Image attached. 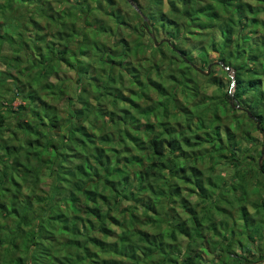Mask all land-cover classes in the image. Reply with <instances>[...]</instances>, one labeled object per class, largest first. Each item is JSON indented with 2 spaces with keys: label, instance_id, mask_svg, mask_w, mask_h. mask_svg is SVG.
<instances>
[{
  "label": "trees",
  "instance_id": "16d2710c",
  "mask_svg": "<svg viewBox=\"0 0 264 264\" xmlns=\"http://www.w3.org/2000/svg\"><path fill=\"white\" fill-rule=\"evenodd\" d=\"M121 1L137 19L132 27L114 0L0 2V73L15 86L8 100L0 95V264H264V199L252 203L253 217L242 204V224L228 222L231 209L223 203H230V189L214 196L218 186L209 172L217 162L207 172L200 163L235 160L239 185L231 191L240 189L244 199L247 177L256 173L264 184V165L253 169V158L240 165L234 132L226 137L231 146H221L217 110L184 108L178 97L197 99L194 77L208 71L180 48L181 32L191 27L202 39L198 54L214 52V69L236 71V105L229 93L222 103L246 116L254 127L245 138L258 131L264 147V88L250 95L245 86L247 77L264 84V0ZM66 6L71 14L61 12ZM95 9L104 16L91 24ZM78 24L86 25L78 31ZM87 29L91 38L82 35ZM128 33L137 38L127 41ZM160 35L167 38L156 46ZM102 36L112 38L109 47ZM148 47L144 66L137 59ZM167 57L171 70L163 66ZM64 68L81 83L66 116L46 98L58 101L66 80L51 79ZM124 82L135 87L131 97ZM95 88L100 95L93 98ZM103 101L112 109L100 110ZM193 139L215 153L189 152Z\"/></svg>",
  "mask_w": 264,
  "mask_h": 264
},
{
  "label": "rangeland",
  "instance_id": "374dc122",
  "mask_svg": "<svg viewBox=\"0 0 264 264\" xmlns=\"http://www.w3.org/2000/svg\"><path fill=\"white\" fill-rule=\"evenodd\" d=\"M3 0H0V2H2ZM113 1V0H112ZM116 1V6L115 7H119L120 9H122V14L123 16H130V17H126L128 23L130 24L129 26L132 27L135 25V22L137 21V19L135 17H133V11L131 8H129V6H127L126 4L123 3V1L121 0H114ZM140 2L144 4H146V0H139ZM166 2L167 0H164V4L166 6ZM103 3H106V0H103ZM254 5L256 4V2H251ZM102 4V0L101 3ZM99 5V2H98ZM103 5V4H102ZM92 7H95V5L93 3H91ZM104 6V5H103ZM62 11L61 12H68L70 13L72 8H70V6H66V7H62L61 8ZM103 10V8H102ZM102 10H98L95 9L93 11V13H91L90 17V22L91 24H95V22L99 21L100 18L102 16H104V12ZM164 12H166V9H163ZM71 14V13H70ZM23 15V14H22ZM81 17V16H78ZM134 18V19H133ZM106 20V19H105ZM107 23L111 24L110 19H107ZM261 24L264 25V14H262L260 16V25H259V31H262L261 28ZM86 24H78L77 30L80 31L82 29H84ZM91 31V29H87V30H83L82 31V35L84 38H88V37H92V34L89 32ZM197 32H199L197 29L195 28H187L185 31L181 32V39H180V48L183 49L187 54H191L190 56H194L195 59L197 60V62L201 61L202 63H199L201 65H199V67L202 68V66H204V70L207 71V68H209L208 66H211L214 62L217 61V55L214 52L208 53V52H203L202 54H198L197 53V49L200 46L199 43H201V37H198L199 39H196V37L194 36ZM259 33H257V35L255 37H253V42H256V40L259 37ZM125 38L127 39V41H132L134 40L136 37V35H133V33H128ZM167 37H165L164 35H160L158 38H156V40L158 42L162 41L163 39H165ZM102 40V44H104L105 46H110V44H112V38L110 36H106L105 38L102 36L101 38ZM218 40H220L218 38ZM152 52V49H147V52H145V54L141 53L140 58L137 59V62L142 63L143 65H147V63H149L150 61V56L149 53ZM210 52V51H209ZM159 55L156 54L155 57H151V62L154 63L155 61H157L159 59ZM264 65V64H263ZM163 66L165 68V70H171L172 68V62L170 61L169 57L166 58L165 63H163ZM212 70H215V75L213 77H210V75H203V74H198L194 77V83L198 84L197 86L199 87V91H198V96L197 99L193 100L191 98L189 99H184V96L179 95V100L181 101L179 104H183L182 106H184V108H189V109H193L195 108L197 105H202V106H207L208 110H212L213 112L217 110L218 112V116H220V121L219 125H220V131L222 136L224 137V139L226 137H228L229 134L231 133H235L236 134V138L234 139V141L232 143L236 144L237 147V155H238V160L240 162V165H243L247 158H253L250 159L253 162V169H257V163L260 161V159L262 158V138H261V133L258 131H254L251 135V139L247 140L244 136V132L247 131V129L249 128H253L254 125L246 123L245 120L246 116L241 112V111H237L235 114L232 113L230 111V108L227 107L225 108L222 100H224V98L226 97V94L229 93L232 96V101L231 104L233 106L236 105V98L234 96V81L232 80L236 74L235 70H230L227 71L228 74L226 75L223 70H221L220 68H215L213 67V65L211 66ZM226 69V68H225ZM3 70L4 69H0ZM145 70V74H147V67H144ZM16 72V70H12V74H14ZM58 74V78H52L51 81L52 82H58L61 79H65L66 81L62 84L58 86V91L60 90V97L58 99V101H56L57 96L55 97V101L52 100V97H46L48 99L49 102H54L55 106H57L59 109V112L63 115L66 116L67 112H68V107L67 105L69 104L70 100H76L77 96H79L81 94V89H80V84L79 81L77 80V74L76 71L73 69H68V68H64L63 71H60ZM217 78V79H215ZM127 79V78H125ZM5 80V84L2 86L0 85V95L3 94V97L8 100V98L12 97L13 91L15 90V86L13 85V82L11 80V77L8 78L7 75L5 73H0V84L3 83V81ZM125 81V80H124ZM60 83V82H59ZM89 85H91L90 83H87V81H83V85L85 86V89L87 90V88H90ZM195 86V84H194ZM246 91H248V93L251 95L252 93H254V91L256 89H263L264 88V84L262 83L261 80L255 81L252 78L247 77L246 80ZM123 88L125 91V95L128 97H131V92H135V87L129 83V82H124L123 83ZM129 88V89H128ZM95 91H97V89L95 88ZM93 94V98L97 97L100 95V92L97 91L96 93H93L92 91L90 92ZM58 95V94H57ZM155 97L153 93H151V98ZM134 97V96H133ZM234 97V99H233ZM102 98V97H101ZM135 98V97H134ZM196 98V97H195ZM184 100V101H183ZM93 102H97L96 100L93 99ZM138 102L142 105H144V101L142 100H138ZM6 103V102H5ZM122 106L125 104L123 102ZM120 103V104H121ZM19 104V101H16L13 104V108H17ZM258 106V105H257ZM260 108V105L258 106ZM197 108V107H196ZM110 109H112V106L108 103H106L105 101H103V105L101 106L100 110H105V111H109ZM117 109V108H116ZM256 109V108H255ZM28 119L31 118V115L27 114ZM212 115V114H210ZM10 122L13 121L12 117L10 118ZM157 118L156 116H152L151 121H156ZM144 121V120H142ZM238 121V123H237ZM172 123V122H171ZM211 123V122H210ZM179 124H182L181 122ZM238 126H242V128H236L235 125ZM183 125V124H182ZM210 125V124H209ZM208 125V126H209ZM210 131V130H208ZM226 138L223 142V144L221 145L223 147L224 150H227L226 147L231 146L229 144V142H227ZM201 144V145H200ZM187 147V146H186ZM187 150L190 151H194V153H200L203 150L204 151H209V152H214V150H212L211 145L209 143H205L202 144L200 139H193V141L188 143V148ZM199 150H202L199 152ZM128 155V154H127ZM215 161L217 162L216 165V169L211 170L209 173L210 175H212L213 180L215 181L216 185L218 186V189L216 190V192L214 193V196H216V194L222 190H224L225 187H229L230 191L231 188H234L233 186H238L239 185V181L238 179H236L237 176H234L237 173V170L240 169V167L236 168V166L233 164L235 162V160H232L231 157H227V159H223L221 161H219L218 159H215L212 161H209V159L207 157L202 158L201 163H200V167L203 168V170H205L206 172L208 171L209 168L215 166L214 163ZM233 161V162H232ZM244 162V163H243ZM263 165H264V155H263ZM241 173V172H240ZM255 176L254 177H247L246 182H244L243 184L245 185V187L247 186L248 183V188H249V192L246 193V198H243V192H241L240 189H238L239 191H229L225 197V199L230 202V203H226L224 202L223 205L224 207H230L229 209H231V217L230 219H228V222H232V221H237L238 224H242V222L240 221L239 214V208L240 206L243 204L246 205L247 208V212L250 215V218L254 216L255 214V209L252 206L253 202H257V201H261L262 199H264V184L263 182V178H261L260 175L253 173ZM249 181L251 183H249ZM43 190L47 191L48 190V179H44L43 180ZM190 192V191H189ZM197 200L196 197H192L191 201L193 203H195ZM242 200V201H241ZM125 203H123V206L125 205H129L131 204L129 201H124ZM233 207V208H231ZM24 210H22L21 212H23ZM183 216V215H182ZM264 218V217H263ZM218 219H221L220 215H218ZM241 240L243 242H245V240L243 238H241ZM239 253H241V251H238ZM205 258L207 260H211L213 257L211 256H205Z\"/></svg>",
  "mask_w": 264,
  "mask_h": 264
},
{
  "label": "water",
  "instance_id": "95a60500",
  "mask_svg": "<svg viewBox=\"0 0 264 264\" xmlns=\"http://www.w3.org/2000/svg\"><path fill=\"white\" fill-rule=\"evenodd\" d=\"M154 41H155L156 46H159L161 43H163V41L158 42V41L156 40L155 37H154ZM195 68H197V67L195 66ZM227 70L230 71L231 69H230V68H227ZM209 73H210V66H209V68H208V71L205 72V74L208 75ZM247 112H248L249 116H252L251 113H250L249 111H247ZM252 118H253V119H256V117H252ZM260 124H261V120L259 119V120H258V126H260ZM263 136H264V132H263ZM263 155H264V147H263V149H262V158H261L260 161H259L260 168H262V166H263Z\"/></svg>",
  "mask_w": 264,
  "mask_h": 264
}]
</instances>
